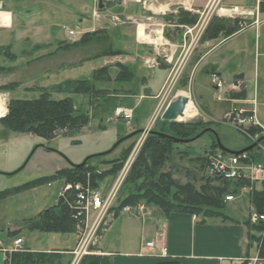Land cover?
Segmentation results:
<instances>
[{"label":"rangeland","instance_id":"rangeland-1","mask_svg":"<svg viewBox=\"0 0 264 264\" xmlns=\"http://www.w3.org/2000/svg\"><path fill=\"white\" fill-rule=\"evenodd\" d=\"M108 1L106 3L104 2L105 8H99L97 6L98 0H25V3H20V6H26L24 11L18 9V5L16 4H11L14 10H7L5 6L2 7L4 11L0 12V21L10 25H0V47L3 49L0 50V67H3L0 68V95L4 99L3 109L0 114L3 112L5 105L6 111L9 109L8 104L12 97L36 98L41 95L43 90L45 91L47 89L54 98H61L68 95L72 96L75 106L80 110L89 111L91 115L89 122L84 124L80 129L74 132H68L66 129L62 131L59 130L50 139L43 137L39 138V136L32 139L31 136L28 137L25 134H14L13 137L17 138L11 139L8 137L5 139L4 141L6 142L3 143L0 149V158L7 157L11 168L16 166V168L19 169L26 164L27 166L29 165V168L26 166L21 172L11 173L8 176L11 178H6L7 175L0 176L3 177L4 180L8 179L7 182H9V184H19L43 174L45 171H38V169L44 168L46 163L50 162L48 160L50 156L46 153H53L55 155L57 159L56 168L62 166L63 160L69 164L79 163L89 156L92 163H100L99 165L103 166L102 164H107L102 163L103 159H113L119 156L120 152L123 150L125 151V149L131 146L123 167L117 174H108L104 177L98 188V190L103 193V196L107 197L112 188L118 183V179L122 178L118 186L116 198L111 203V208L117 203L122 183L129 172L133 160L150 133L148 131L145 133L144 129H159L163 127L165 119L163 117V112L170 101L177 96L189 95L196 109H198V107L195 104L194 98L198 99L201 104L205 106L209 115L212 114L215 117V119L211 118V116L203 117L201 111L198 109V112L194 116L190 118L182 116L178 121L187 122L199 119L205 121L212 120V126L209 124L210 126L206 128L211 127L216 129L222 143L233 149H240L249 145L250 142L253 141L252 137L257 133V129L251 128L252 130L249 133L252 136H249L248 133L243 130L245 127H237L228 122L224 118L226 116H223V114L227 109L233 107L232 104L237 107L243 105L244 107L252 108V101L250 100V102L248 99L257 94L259 113L260 116L263 115L261 119L264 121V11L257 13V0H223V6L225 7L238 5L239 7L247 8L249 12H253V14L247 13L245 16H242L234 11L233 14L228 13V15L223 17L231 19L241 18V25L243 26L244 23L246 24L247 21H253L257 16L258 26H253L241 31L239 34L220 44L216 51L209 54L208 58L205 60V68L195 74L194 81L191 83V89L190 87L188 88V83L183 80V77H187L186 71L189 67L186 68V70L183 69V65L187 58H179L183 49L181 46L176 54V58L178 59H176V66L179 70L178 76L180 75L178 81L171 84L170 77L165 88L163 86L159 91H156L157 94L153 95V98L146 97L141 99L138 97L139 94L143 92H146V95L151 94L150 90L141 87H143L144 79L148 78V76L150 77L152 67L145 68L143 61L141 63L139 60L137 61V59L135 60L129 55L136 53L139 49H147L149 45L151 47L154 43H148V41L144 39H139L141 43L137 42L136 36L139 23L126 21L125 23L116 24L115 21H120V19H118L117 16L113 19L112 17L115 14H119L123 17L125 14L134 13L135 10L140 12V16H142L141 20H144V22L148 24L159 23L160 21H164L163 17H168L167 20H169V25L167 24L166 27H163V35L166 36L165 31L171 35L174 33L173 31L177 30L179 27L176 25L186 24L193 28L192 33L188 32L187 34L188 40L191 39V36H194L196 39L200 37L201 32L203 35L206 31L207 27L204 30H199L198 23L204 20L206 13H203V10L207 6L209 0H187L193 2V6L198 7L202 11L194 12L184 7L178 8L177 11L172 13L177 14L180 9H185L195 13L197 17L195 19L196 21L192 24L175 22L176 25H173L171 22V20L174 21L176 18L168 14L169 9L166 12L167 14H165V12L162 13L153 9L147 10L145 7L140 8V5H134L132 2L124 4L119 2L116 3V0H111V2ZM154 2L156 4L164 3V7L170 8L180 5L179 0H154ZM133 8H135V10ZM94 9L99 11V17H94ZM219 11L220 10L215 8L211 14V19L217 15L220 16L218 14ZM101 21L103 22L100 23ZM101 27H104L108 31V37H106L105 31L102 30L103 32L91 34L87 40L82 43L76 42L78 39H81L86 31ZM146 27H150V25ZM70 29H74L76 35H71L69 32ZM185 29L186 27H184L182 31H177L174 35L178 38L183 36ZM199 40L197 42H199ZM110 42L115 48L126 50V52L113 54L106 52ZM7 45H9V49ZM150 51L153 52V49L150 48ZM223 57H225V59H223ZM216 58L223 59L225 68L220 70L223 79H229L236 72L246 73L248 94L245 100L235 101V103H233L232 99L230 100L226 97L222 100L216 98V89L212 86L211 75H208L207 70L210 66L209 62H212ZM120 61L137 67L136 70L138 72L135 71L136 75L129 82H117L114 79H108L106 74H99L97 75L98 77H94V72L98 68L109 65L110 74L114 78L118 72L117 62ZM145 61L147 64L148 60ZM158 61L159 63H163L164 57L160 56ZM148 64L151 63L148 61ZM55 70V74H51ZM143 70L148 74H143ZM172 75L173 73L171 76ZM72 78H90V82L93 84L90 85L92 89L96 87L105 88H101L102 91L99 92H68L65 91L64 88H56L58 83ZM14 81L20 84L17 83V85L11 86V83ZM171 85L174 86L172 87ZM192 86L194 94H196L195 97L191 91ZM152 88L155 89V86L152 85ZM230 89L233 91V88ZM123 90L129 91L126 92L127 94H123ZM255 91L257 93H255ZM201 94L204 95V98H201ZM126 96L133 99L130 104L134 109V115L129 122L124 118L118 117L115 112L118 107V105L115 107L117 103L115 101L118 100L119 97L123 99ZM138 100H140V102L138 106H135L134 102L136 103ZM122 104L126 105L125 103ZM230 110L231 109L226 113ZM6 111L0 116V119L4 116ZM140 126L143 131H138L129 136L128 138H131L128 141L126 138L114 147L121 138L128 135L135 127ZM8 131L19 133L14 130ZM208 131L209 130L206 131L207 133L205 132L206 134L203 133L204 135L202 134L198 139L196 138V140L194 139V141H192L191 153L204 152L207 146L203 145L209 143V139L213 138L212 134L208 133ZM130 158L131 161L129 160ZM179 163L183 166H187L189 169H192L195 165V161L188 158L182 159ZM175 172L176 176H181L183 180L192 177L186 174L184 175L180 167H178ZM234 185L233 187L237 191V184ZM55 186H58V183L53 186L43 185L38 188L35 187V190L31 189L27 191L24 196L30 199L34 197L35 200H37L38 206L46 208L57 201L58 189H56ZM230 193L231 192L228 194ZM14 199L11 201V216H13V220H17L21 216V213L17 211L18 204ZM141 203L145 204L146 210L147 204L145 202ZM248 204L249 193L242 190L236 193L235 200L226 202L224 211H226L227 214L246 218L250 208ZM94 212L95 210L91 211L90 217ZM124 216H122V218ZM109 218V213H106V221L107 219L109 220ZM139 221L140 219L138 223H140ZM104 225L105 224H103V226ZM117 225L118 220H114L105 238L101 239V245L104 243L105 245H107V243L110 245V243L114 241ZM252 226L255 229L256 226ZM25 231L26 232H23V234L27 239V243L37 248L48 247L52 242H59L63 239V235H69L68 237H71V239L74 238V234L72 233L35 231V233L31 234L27 229H25ZM70 254L73 259L74 254L72 252H70Z\"/></svg>","mask_w":264,"mask_h":264},{"label":"trees","instance_id":"trees-1","mask_svg":"<svg viewBox=\"0 0 264 264\" xmlns=\"http://www.w3.org/2000/svg\"><path fill=\"white\" fill-rule=\"evenodd\" d=\"M109 1L111 2V0ZM170 14L171 17L176 18L174 21L179 23L192 24L196 21L195 19L197 17L195 13L185 9H180L177 14ZM241 22V18L231 19L217 15L211 19L202 37L204 39H211L231 35L243 27ZM102 30L105 31L104 33L108 37V31L104 27H101L86 31L81 39H78L76 42L82 43L91 34L101 32ZM177 31H181V28L178 27ZM165 34L174 39L172 34L169 35L168 32H165ZM69 44L73 45L72 43ZM7 48L9 49V45H7ZM0 50L3 49L0 47ZM106 52L113 54L125 53L126 51L115 48L110 42ZM108 67L109 65H104L98 68L94 72V77H98L97 75L99 74H106L108 79H114L117 82H129L136 75L135 69L129 63L117 62L118 72L114 78L111 76ZM17 83L14 81L11 83V86L17 85ZM90 85H93L90 82V78H72L58 83L56 88H64L68 92H99L105 88L96 87L92 89ZM123 99L119 97L115 101L117 102L115 107L124 103L125 101ZM8 108L7 114L1 117V122L6 128L14 131L29 132L46 139L52 138L59 130L66 129L68 132H74L91 119L89 111L80 110L75 106L72 96L68 95L61 98H54L47 89L45 91L43 90L41 95L36 98L12 97L9 100ZM5 111L6 105L0 116ZM209 124L212 126L213 121L199 119L185 122L164 119L163 127L153 129L156 131L148 134L131 164L129 172L122 183L117 203L110 208V211L114 212V216L120 215L124 206L128 204L145 202L147 205L158 206L166 213L175 211L202 215V222L206 220L205 218L214 216L222 217L224 220H231L232 218L224 211L226 206L225 195L229 192L236 193L237 191L233 185L237 183L232 179L212 175L208 170L211 155L216 150L221 149L215 138V134L210 130L208 131V133L212 134L213 138L209 139V143L203 145L207 146L204 152L191 153V145L194 140L176 141L157 132L159 130L178 137H191L203 128L210 126ZM251 130L249 129V131ZM252 142L254 140L250 143ZM255 146L249 149V151L255 150ZM129 148L131 149V146ZM129 148L125 149L127 153L123 150L119 156L113 159H103V163L111 164L108 168H99L98 164L90 161L89 156L82 163H71L70 166L60 168L52 174L42 175L17 186L0 190V197L27 190L56 178H65V182L80 181L84 185L90 183L91 187L98 189L104 177L108 174H117L123 167L129 155ZM184 158L195 161L192 169L179 163ZM178 167L182 169L184 175L186 174L192 177L187 180H183L181 176L177 177L175 171ZM77 197L76 189L73 188L65 191L64 194L62 193L59 196L56 203L43 208L37 215L26 219L23 227L30 232H77V224L81 218L77 214L79 211ZM253 201L259 210L264 211L263 193L256 191L255 195H253ZM18 230L14 229L10 232L11 234H17ZM253 237L256 238L254 233ZM67 250H34L25 246L24 249L9 251L5 264H70L72 255ZM109 259L110 257L104 254H87L79 264H107L109 263ZM157 264H178V261L164 259Z\"/></svg>","mask_w":264,"mask_h":264},{"label":"crops","instance_id":"crops-1","mask_svg":"<svg viewBox=\"0 0 264 264\" xmlns=\"http://www.w3.org/2000/svg\"><path fill=\"white\" fill-rule=\"evenodd\" d=\"M24 1L25 0H0V12L4 11L2 10L4 9L2 8L4 6L6 7L7 10L8 9L14 10L11 4L18 5V9L24 11L26 9V6H20L21 5L20 3L22 4L25 3ZM103 1L106 3L108 0L106 1L103 0ZM117 2L119 1L117 0L116 3ZM128 2H132L134 3V5L135 4L140 5V8L145 7L147 8V10L153 9L155 11L157 10L158 12H162V13H164V11L168 9H169V13H172L173 12L172 10L176 8V7L174 8L164 7V3L156 4L154 0H121L119 3L127 4ZM97 3L98 5L97 4L96 5L99 7V0ZM105 3L103 8H105ZM187 3L190 2L187 1ZM133 9L135 10V8ZM262 11H264V7L261 9V12ZM165 14L167 13L165 12ZM93 15L94 17H99L100 13L97 9H94ZM116 16L118 17V19H120V21H115L116 24L125 23L126 21L128 22L133 21L139 24L143 23L146 26L150 25V27H148L149 28L148 35H150L151 38L155 37L159 39L156 45H152L151 47L149 45V47L147 48L148 50L142 48L137 50L136 53H132L134 55L132 54L129 55L132 56V58H134L135 60L136 59L137 61L139 60L141 63L143 61V65L145 66V68L152 67L150 77L147 75L148 78L144 79L143 87H141L150 90L151 94L146 95L145 94L146 92H143L139 94L138 97L140 99L146 97L153 98V95L157 94L156 91H159L163 86L165 88L169 78L171 77V74L177 68L176 63L178 59L176 58V54L178 52L179 47L181 46L183 47L184 46L183 43H186V41H184L185 38L184 35L186 29L183 32V36H180L179 38L176 37V35H174V33H176L177 30L173 31L174 33L172 35L174 36V39H172L170 38L171 36L163 35L164 33L163 34L156 33V29H159L161 26L166 27L167 24L169 25V20H167V18L165 17H163L164 21H160L159 23H154V24H148L144 22V20H141L142 16H140V12L136 10L134 13L125 14L123 17L120 16L119 14H115L112 17V19L115 18ZM147 17H151V16H147ZM257 19L258 18L256 16V18H254L253 21L252 20L247 21L246 24L245 23L243 24V27L240 30H238L237 32L231 35L220 36L218 38H211V39H204L202 36H200L199 42H197L196 45L193 46V48H191L187 52L186 49L183 48L181 54L179 55V58L180 59L187 58L185 64L183 65V69L186 70V68L189 67L186 71V76L188 78L183 77L184 78L183 80H185L188 83L187 84L188 88L190 87L191 89V83H193L194 81L195 74L201 71V69L205 68L206 66L205 60L208 58L209 54L216 51V49L220 44L224 43L228 39L239 34L241 31L246 30L247 28L253 26L257 27L258 26V23L256 22ZM102 22L103 21H101L100 23ZM171 22L173 23V25H176L175 21L171 20ZM0 25L7 26L10 24H5L0 22ZM185 25L186 24L184 25L180 24L176 26L181 27V31H182L183 28L186 27ZM138 28H137V32H138ZM141 28L142 25L140 26V29ZM140 29H139V36H140ZM160 35L163 37L161 38ZM136 38H137L136 39L137 42L141 43V41H139L140 38L138 37V33ZM149 42H152V40L148 41V43ZM168 42H170L171 44L175 43L177 45L176 48L177 50L171 56L170 61L167 59V57H165L166 56L165 54H169L171 52L170 48H172V45L168 44ZM150 48L153 49V52L150 51ZM160 56L164 57L163 63H159L158 61ZM223 59H225V57H223ZM223 59L216 58L212 62H209L210 66L207 69L208 75H211L212 86L216 89V98L222 100L224 99V97H226L230 100L232 99L233 103H235V101L245 100L248 94L246 73L236 72L229 79H225V78L223 79L221 76L222 72L220 71L221 69L225 68L223 64ZM145 60H149V63H152L154 61L156 62L152 64H148L147 61L146 64ZM133 68L135 69V71H137L136 66H134ZM155 68H156V72H155ZM144 70L142 71V73L148 74L144 72ZM55 72L56 70L53 71V73L51 74H55ZM215 75L220 77V79L223 81V86L221 88H217L215 86L214 83V80L216 79ZM179 77L180 75L178 76V79ZM238 79L239 80L241 79L243 84L241 85V87L234 88L232 91V89H230L231 88L230 85L232 83H236ZM152 85L155 86V89L152 88ZM191 91L193 92V95L195 97L196 94H194L193 86ZM218 92L222 93L220 98L217 96ZM255 93L257 92L255 91ZM123 94H127L125 90H123ZM201 98H204L203 94H201ZM194 99H195V104L197 105L198 109L201 111L203 117L211 116V118L215 119L214 115L212 114L209 115L205 106L201 104V102L198 99L196 98ZM132 100H133L132 98L126 96L124 98L125 101L124 103L126 105L131 106L130 102ZM248 100L252 101V105H253L252 108L244 107L243 105L239 106V108L242 107L243 109H246L248 111H254L257 119L264 126V121L261 119V116L263 117V115L260 116L259 113V108H258L259 102L257 100V94H255V96L250 97ZM139 102L140 100L136 101V103L134 102V105L138 106ZM232 105L233 107H230L229 109L237 107L234 106V104ZM229 109H227L224 112L223 116H225V113ZM141 128H142L141 126L135 127L132 131ZM8 130L11 129L6 128L0 119V149L3 143L6 142L4 140L7 139L8 137L11 139L17 138V137H13L14 134H25L28 137L31 136L32 139L38 137L29 132L16 131L19 133H14ZM130 138H127V141ZM46 154L50 156L48 158L50 162L46 163L45 167L42 169L37 168L38 171H45L43 172V174L39 176L52 174L56 170L60 168L68 167L71 164L63 160L62 166L60 168H56L57 159L55 155L53 153H46ZM9 164L10 162L8 161L7 157L0 158V176L7 175L6 178H11L8 177L11 173L21 172L27 166L26 164L25 166H22L21 168L17 169L16 166L15 167L13 166L11 168ZM102 165L103 166L99 165V168L101 169L108 168L110 167L111 164L107 163ZM27 168H29V165L27 166ZM64 179L65 178H56L54 180H51L50 182H46L44 184L34 186L27 190L10 193L6 196L0 197V264H5L7 253L13 247L14 240L17 237H23L25 246L34 250H46V251L67 250V249L72 250L76 246L78 242L77 232H67V234L69 233L74 234L73 239H71V237H68L69 235L68 236L63 235L62 237L63 239H61L59 242H55V243L52 242L50 246L40 247V248L28 244L27 239L23 234V232H26L25 231L26 228L23 227L26 219L37 215L43 209L40 206H38L37 200H35L34 197H32V199H30L29 197H25L24 195L26 194V192L30 191L31 189L35 190L36 188L43 185L53 186L58 183V186H55V188L58 189L57 195L59 198V196L62 194ZM7 180L8 179L4 180L3 177H0V190H5L10 187L21 184L19 183V184L11 185L9 184V182H7ZM242 185L243 187L242 186L239 187V185L237 184L238 190L240 192L244 190L249 193L248 205L250 208H249V214L247 215L246 218H240L239 216L228 214L232 218L231 220H224L222 217L214 216V217H207L205 218L206 220L202 222L203 219L202 215L191 214L187 212H175V211L166 213L165 211L163 212L156 205H146V210L139 215L122 210L120 215L114 216V212L110 211L109 212L110 218L109 220L107 219L103 227V233L101 239L105 238L106 233L111 228L110 225L114 222V220H118V225L116 227L114 234L115 239L112 243H110V245L108 243L107 245H105V243L103 245L99 243L98 249H100L101 254L108 255L110 257L109 263L107 264H157L159 261L164 259L176 260L178 261V264H253V258L256 254L257 247H256L255 239L253 238V233H255V229L250 223V216L251 213L255 210L256 205L252 200V192L249 190V188L246 187L247 185L244 184ZM236 193L234 199L225 200V201L228 202L235 200ZM13 199L18 204L17 211L21 213V216L17 220L16 219L13 220V216H11V201ZM122 216L124 217L122 218ZM138 218L140 219L139 221L140 223H138L139 220ZM14 229H19L17 234H11L10 231ZM30 233L31 234L35 233V231Z\"/></svg>","mask_w":264,"mask_h":264},{"label":"built area","instance_id":"built-area-1","mask_svg":"<svg viewBox=\"0 0 264 264\" xmlns=\"http://www.w3.org/2000/svg\"><path fill=\"white\" fill-rule=\"evenodd\" d=\"M179 1L180 5L177 6L174 10H172L173 12L177 11L178 8L181 7H184L194 12L202 11L198 7H194L192 2L187 3V0ZM206 7L203 10V13H206L204 20L201 23H198L199 30H204L207 27L211 19V14L213 13V10L215 8L217 10H220L218 12L220 16H226L228 15V13L233 14L234 11H236L237 14H240L242 16H245L247 13L253 14L252 11L249 12L247 8L239 7L238 5H231L230 7H225L223 6V0H209ZM263 7L264 0H257V13H259ZM164 12H167V10H165ZM256 22L258 23V19ZM185 26L186 31L184 35V41H186V43H183V48H185L187 52L188 50L193 48V46L195 45V43H197L200 37H197L195 39L194 36H191V39L188 41L187 34L188 32L192 33L193 28L188 25ZM148 29L149 28L145 25L144 31L147 35L149 33ZM159 29L161 30V33L157 31L158 29H156V33L163 34V26H161ZM69 32L71 35H76L74 29H70ZM200 34L202 35V32ZM162 37L163 36H161V38ZM158 40V38H153L152 42L154 43V45L158 43ZM168 44L172 45V48H170L171 52L169 54H165V57H167V59L170 61L171 56L177 50V45L175 43L171 44L170 42H168ZM178 74L179 70L177 68L171 76V84H174V82L176 83V79H178ZM215 78V86L217 88H221L223 86V81L220 79V77L216 75ZM242 84L243 82L241 81V79H238V81L236 83H232L230 87L234 89L237 87H241ZM221 95V92L217 93V96L219 98L221 97ZM115 112L118 117L124 118L128 122L132 119L134 115V109L131 106L123 104L118 105ZM225 116L226 117L224 118L231 124L237 127H245L243 128V130L246 131L249 136H252L249 133V129H257V133H255V136L252 137L254 141L258 140L261 137L262 138L258 141L255 146V150L253 151L245 150L238 153H234L225 152L222 149L216 150L215 153L212 154L210 157V166L208 170L212 175H217L226 179L235 180L239 187H243L242 184L247 185L246 187L249 188V190L252 192L253 200V195H255L256 191L264 194V126L257 119L254 111H248L246 109H243L242 107L231 109L228 113L225 114ZM144 132L147 133V131ZM129 160L131 161V158ZM121 180L122 178L118 179V183L112 188L107 197H104L103 193H101V191H99L98 189L91 187L90 183H87L86 185H84L80 181H68L64 183V186L62 188L63 194L67 190H71L73 188L76 189L78 195L77 207H79V211L77 214L81 216L77 224L78 242L76 246L69 251L74 254V257L70 264H79L82 257L86 254H101V251L100 249H98V246L102 236V231L104 227L103 224L106 223L105 215L106 213H109L111 203L116 198L118 186ZM237 192H239V190H237ZM234 198L235 193L231 192L230 194L225 195V200H232ZM256 207L250 216V223L256 226L255 242L257 251L253 258V264H264V211H261ZM92 210H95V212L90 217ZM123 210L139 215L145 211V204L141 202L137 204H128L124 206ZM24 248L25 244L23 237H17L14 240V245L10 249V251Z\"/></svg>","mask_w":264,"mask_h":264},{"label":"water","instance_id":"water-1","mask_svg":"<svg viewBox=\"0 0 264 264\" xmlns=\"http://www.w3.org/2000/svg\"><path fill=\"white\" fill-rule=\"evenodd\" d=\"M118 1L120 2L121 0H118ZM99 7H101V8L104 7V1L103 0H99ZM189 101H190V96L189 95H186L185 94V95H179V96H177L172 101H170V103L167 105V107L165 108V110L163 112V117L165 119H168V120H180L179 119V116H183L184 115L186 105H187V103ZM7 112H8V110L6 111V113L4 115H6ZM207 130H210V131H212L215 134V138H216V140H217V142L219 144V147L221 149L226 150V151H229V152H234V153H238V152L245 151V150H249V149L253 148L258 143V141L262 138V137L259 138L258 140L250 143L249 145H247V146H245L243 148L233 149V148H230V147L226 146L224 143H222L218 131L216 129H214V128H211V127L203 128L201 131H199L197 134H195V135H193L191 137H178V136H175V135H173L171 133H167V132L159 131V130H157V132L158 133H161L162 135H166L169 138H171L173 140H176V141H190V140H194V139L198 138L203 133H205ZM138 131H143V129H137L135 131H132L128 135H126L123 138H121L114 145V147H116L121 141H123L124 139L128 138L129 136L137 133ZM144 131L153 132V131H156V130H153V129H144ZM105 152H108V151H105ZM86 159H84L82 162H84Z\"/></svg>","mask_w":264,"mask_h":264},{"label":"bare ground","instance_id":"bare-ground-1","mask_svg":"<svg viewBox=\"0 0 264 264\" xmlns=\"http://www.w3.org/2000/svg\"><path fill=\"white\" fill-rule=\"evenodd\" d=\"M10 20H11V18H10ZM1 22V21H0ZM142 25V28L140 29V26ZM144 28H145V24H143V23H140L139 24V28H138V30L140 29V36H139V31H138V36H139V38L140 39H146V40H153V38H151L150 36H148L147 34H146V32L144 31ZM158 32H160L161 33V30L160 29H158L157 30ZM160 37H161V35H160ZM3 102H4V99L2 98V96L0 95V112L2 111V109H3ZM197 113V109L195 108V106H193V103L191 102V100L187 103V105H186V108H185V112H184V117L186 116V117H188V118H190V117H192V116H194L195 114ZM180 117H182V116H179V119H181Z\"/></svg>","mask_w":264,"mask_h":264}]
</instances>
